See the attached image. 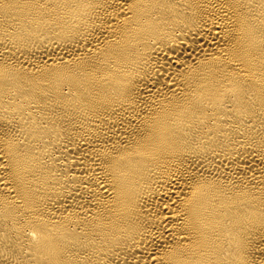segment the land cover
Instances as JSON below:
<instances>
[{"label": "bare ground", "instance_id": "obj_1", "mask_svg": "<svg viewBox=\"0 0 264 264\" xmlns=\"http://www.w3.org/2000/svg\"><path fill=\"white\" fill-rule=\"evenodd\" d=\"M0 264H264V0H0Z\"/></svg>", "mask_w": 264, "mask_h": 264}]
</instances>
